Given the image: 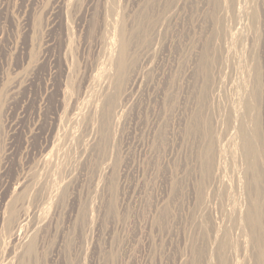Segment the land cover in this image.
<instances>
[{
    "label": "rangeland",
    "instance_id": "1",
    "mask_svg": "<svg viewBox=\"0 0 264 264\" xmlns=\"http://www.w3.org/2000/svg\"><path fill=\"white\" fill-rule=\"evenodd\" d=\"M0 264H264V0H0Z\"/></svg>",
    "mask_w": 264,
    "mask_h": 264
},
{
    "label": "bare ground",
    "instance_id": "2",
    "mask_svg": "<svg viewBox=\"0 0 264 264\" xmlns=\"http://www.w3.org/2000/svg\"><path fill=\"white\" fill-rule=\"evenodd\" d=\"M25 223H26V217H24V218L22 219V221H21V225H19V226H20V227H19V232L22 231V229L25 228ZM17 232H18V231H17ZM17 232H16V233H17ZM22 232H23V231H22ZM16 236H18V235H16ZM16 236H15V237H16ZM20 236H22V235H19V237H20Z\"/></svg>",
    "mask_w": 264,
    "mask_h": 264
}]
</instances>
